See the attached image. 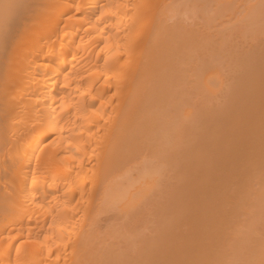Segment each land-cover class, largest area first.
Wrapping results in <instances>:
<instances>
[{
  "label": "bare ground",
  "instance_id": "obj_1",
  "mask_svg": "<svg viewBox=\"0 0 264 264\" xmlns=\"http://www.w3.org/2000/svg\"><path fill=\"white\" fill-rule=\"evenodd\" d=\"M207 1H209L210 4L209 2H207V4L202 3V2H205L203 0H0V264H119L121 263L123 258L126 257L125 256L126 252L124 253V257L123 255H121V252L125 250V249L123 251L121 250L123 249L121 248L123 247L122 246L123 244L128 246L129 249L131 250L130 245L131 246L133 245V248L136 247L137 245L136 243H134L136 239L138 241L139 239L144 238V236L146 235L145 230L148 231L146 232L148 237L149 235L152 234V233L149 234L151 231L150 228H149L150 230L145 228V226L149 227L152 223L148 221L147 219H146L147 222H144L143 218H146V217L149 218L153 214L157 215L159 211L153 208L155 210L152 209L151 212L153 211V213L149 214L151 213L149 212L150 211L149 208L151 207L148 208V206L150 205L149 196L150 195L154 196L153 193L157 192L155 191L154 186L158 187L159 184H164L161 187L163 189L165 187V183L163 181L165 180V178L167 179L168 177L165 174L166 177H162L164 180L161 181L162 179L160 180L159 176L157 177V175H161L163 173L162 171L167 166V164L170 165L171 168H173V166L175 165V163L173 162L182 161V159L177 160L176 158H174L175 160H173V162L171 163V161H168V158L166 157L167 158L166 163L167 162L168 163L167 164L164 163L166 165L165 166L162 164L166 159H164L165 158L163 157L164 155H161V154L163 152H164L163 154H166L167 152H169V150L175 149L177 153L179 152L178 155H180L181 150L179 151L177 150L180 145L178 146L177 143L179 144L180 143L179 140L180 139L182 140L181 137L184 135V132L182 134L181 132L182 128L180 129L179 127L181 126L179 125H182V124L187 125L191 123L190 125H188V126L192 125L191 126L192 128L190 127L191 134L189 132L190 135L194 134L193 132L194 130L198 132L197 133L198 135H199V132H200V135L202 133H205V131L201 132L203 127H200V126L202 124H200V126L197 127L200 123L199 122L200 120L198 121L199 118H196L198 115H196L195 117L196 118V121L194 122L195 124L191 120L192 118H194L195 114H197L196 111L193 110L195 112L194 114V112L190 110L192 109L191 107L185 106L186 101L187 102L189 101L190 103L193 100L192 99L190 101L189 99H191L192 97L191 98L190 96L187 97V95H189L188 92H191V94H193L192 93L193 90L191 88H190L191 91L190 89L188 90L185 88V86H189L187 79L184 78L186 79L184 81L187 82V83L184 82V86H183L184 88L181 87L182 89L181 88L177 89L180 87L179 86L180 82H178L179 84L177 83L176 85L177 88L174 87L176 88L174 89L172 85L174 82H172V80L175 81V78H178V77H175L173 79L171 76V73H169L170 75L167 73L171 71L172 68L170 67L174 66L175 64L176 66L173 67L172 70L173 72L176 73L177 70L174 71V69H176V67L178 69V66H177L178 64L176 63L178 58L182 60L181 58H183L184 56H187L188 53H191L188 50H186L187 49L186 47H191V49L190 48L188 49L190 51L194 50V52H196L195 49L197 47H200L199 45H201V48L203 47L204 49L206 48L204 46L206 44L204 43L208 42V40H205L206 41L205 42L203 41V39L202 40L200 39L203 36L202 34H199V33H203V31L197 30L199 28L195 26L196 24H198L196 23L197 20H195L194 22L195 25L193 24L194 26L189 23L193 21L196 14L201 12L198 15H201L200 22H202V20L204 22V23L202 22L203 23V26L201 25L202 28L204 27V24H207L209 25L211 29L213 26L211 27L210 24L213 18L217 16V19L218 17L220 19L217 20L215 18L214 21H220V20L225 21L226 18L228 17L229 23L231 22V24L233 23L232 20L235 18L236 20L235 19L233 20L234 25L231 26V28L230 27L229 28L232 29L236 25L235 27H237V29H235V31L236 30L238 31L241 28H238L237 26L238 24L235 21H237L238 23H241L242 25H239V27L241 26L245 27L241 29V30H244L246 28H249L255 23L257 24V21L259 22L260 19L262 20L264 18V0H207ZM205 6H207L208 10L211 7L210 8L211 11L208 12ZM203 11L205 12L204 14H203ZM209 13L210 15L211 13L214 14V17L212 14V20H211ZM222 15L227 16V17H223ZM189 17L190 18L192 17L191 18L192 21L190 19H189L190 21L188 20ZM204 17H205V20H204ZM206 18H209V21L208 19L206 20ZM206 21H208L210 24ZM224 21H223V23H225L224 25L226 24L229 25L227 20L225 22ZM186 24L191 25L189 26L190 30L188 29L189 30L188 33L192 29L194 32H196L194 28H196L198 32H196L194 35L192 31L190 33L191 35H187L188 34L187 30H185ZM188 25L186 29L189 28ZM207 25L203 29V30L206 29L205 30L206 33L208 30V28H206L208 27ZM224 25L222 24L221 26H224ZM229 28H227V30ZM223 29H221L223 32L218 29V31L220 32L219 33L217 32V34H221V32L224 33L226 31V28L225 30ZM242 32L246 33V31H242ZM208 34H210V31ZM215 34L216 33L210 34V35L211 36L214 35L213 36L214 38ZM226 35L224 33V36ZM230 35H227V37L228 36L230 37ZM253 35L254 34L252 33V36ZM259 35H261V32L259 33ZM204 36H207V35L204 34ZM211 36H208V37L211 38ZM218 38H223V34H222V37L220 35V37H217V39ZM256 38H259V37H256ZM214 39H216V37ZM211 40L209 39V42H208L209 44ZM224 40L227 41L228 39L227 38L225 39L224 37ZM213 41L214 40H212L211 43H213ZM219 41L222 42L223 40H219ZM219 41H218V44H219ZM225 41H223V43L227 44V42ZM253 42L256 43L254 39H253ZM221 44H219L218 46H220L219 48L222 51L218 47H216L217 45L215 44L218 55L220 51L225 52V49L227 50V48L223 49L225 47L224 45L226 44H222L224 47H222ZM194 45L196 46L193 49L192 47H194ZM206 46L208 48V45ZM209 48L212 49L211 47ZM210 49H207L209 50L208 52L210 53V55H208L207 53H204L207 55V57L210 56V58L208 57V60L212 59L213 57L222 58V56L226 54L227 56H223L225 57L223 59L224 60L223 64H225V62L226 63L230 62L229 60H227L228 62L226 61L228 56L229 58L232 56V55L231 56L228 55L232 53V52L229 53V50L228 52H225L224 54L220 52L223 55L218 56L216 55L217 54L216 50L212 49L216 53V54H213L211 52L212 50L210 51ZM185 50L188 52H186ZM200 53L202 54V52ZM201 54L200 56L197 55V57L198 58L201 57ZM212 54H213V57H212ZM192 56L194 57V54L193 55L190 54L186 58L187 62H189L188 65L192 64V61L195 60V57L193 58ZM236 56H235V59H236ZM190 57L192 61H190ZM220 58L219 60L217 58H214L213 60H211V61H214L215 63L213 65L210 64L211 70L208 68L209 61L207 60V63H204L206 62L205 60L207 58L202 61L199 58L200 62L203 63L201 64L199 62V64L201 65L199 64L197 65L198 70L200 72L194 71L195 75L197 74L196 76L199 77V78L197 77V79H200L201 77V79L199 80L200 82H198L197 85L198 84L200 85L201 83L202 87L200 86L201 88L200 87L199 88L200 89L203 88L202 90L204 92H207L208 95H214L215 91H218V90L214 89L216 87L214 85L216 82L211 85L208 84L207 75H210L211 77H214L216 79H221L222 77L221 74H224L223 77L225 75L227 77V70L229 72V70L231 69L228 67L229 63L228 65L226 64L224 66L222 62L220 61L222 60ZM216 59L218 60V62L215 61ZM173 60H175L174 62L175 64L172 63ZM180 60H178L177 62L179 63ZM186 60H184L183 63L186 64L187 63ZM211 61L210 63H212ZM233 62H235V60ZM181 65H184V64H181ZM193 65L196 66L195 64ZM184 66L186 67V65ZM205 66H207L208 68L207 74L205 73L206 72ZM179 67H182V66L179 65ZM199 67H201V70ZM202 67L205 69H203ZM225 67L229 69H225ZM185 69L188 70L189 68H185ZM195 69H197V67H195ZM220 69L221 70L224 69L226 72L221 71ZM180 70L181 71L183 70L182 72H184V73L180 72L181 76L182 74L183 76H185L186 74L189 73V70L186 72L184 71L183 67ZM193 70H194V67H193ZM221 72H224V73H221ZM202 74H204L203 79L201 76ZM181 76H179V79L181 78ZM190 77L191 76H189L188 79H190ZM193 78L195 81L196 78L195 77ZM181 82H183V80H181ZM182 85L183 84H181V86ZM192 85L190 86L192 87ZM212 85L214 86V88L210 87ZM226 86H225V89H226ZM261 86L262 85H260V87ZM194 87L196 88V91L200 90V89H197L198 87L196 86ZM184 89H186V92ZM227 89H226V93H227ZM256 89L257 88L255 87V90ZM172 90H174V93H176L175 95L173 92H171ZM224 91L225 90H222V92H220L221 94L219 93V96H220V97L218 96L219 99L215 96L217 99L213 103H216V105H213L212 102H208V105L210 106L212 104V106H214L215 109L216 108L218 109V106L223 107V103L222 105H217V104H219L218 101H222L221 97H224L223 95H226V93L225 94L223 93ZM260 92H262V90ZM182 95H183V98L181 99ZM171 96L175 98V100L172 99ZM205 96L207 97V95ZM170 98L172 99L173 102L177 101V103L175 102V105H177L178 103H181L183 100L185 101L186 99L185 104L181 103L183 105L182 111H184V109H187V107L189 110H186L184 113L182 112L183 117H180L181 109L179 108L180 109L179 111L178 105L175 106V109L177 108L179 111L178 113L171 112L173 111V109L170 111L172 114L169 112H166V110H168L170 107L169 106ZM246 98L248 99V96ZM262 98H264V96ZM180 99L181 101L179 102ZM212 100H214V98ZM262 100L264 101V99ZM193 103L194 102L192 101V103L190 104L192 105ZM244 103H246V101ZM247 104H248V101H247ZM240 105H242V103ZM206 106L203 105V107H206ZM212 106H210V108ZM255 106H254V109H252L253 111L255 110ZM166 107L168 109H166ZM231 107H234V106L231 105ZM238 107H242V106H238ZM206 108H203V110ZM210 108L208 109V111L211 110ZM246 109L250 111V107L249 109L246 107ZM212 110H213V107H212ZM230 110L233 111L232 109ZM242 110L243 108L239 112H243L245 109L243 111ZM216 111L221 112V110H216ZM216 111H215L216 114L219 113ZM256 111L258 110H255V112ZM244 112L246 113V111ZM244 112L242 113L243 115H244ZM167 113L171 115H168ZM227 113L229 112H226L224 115L222 114V116L225 119H228L227 121L223 117H221V115L217 114L221 117V119L222 118L224 119V120L222 119L223 126L221 124V127L225 128L227 125L225 124L226 126L224 127L223 122L229 121V124H232L231 126L233 128V122L234 121L236 122L235 116L234 115L229 116ZM262 113L264 114V110ZM174 114H176L177 117ZM242 114L240 113V115ZM173 115L176 118L179 117L178 121L180 123L177 122L179 123L178 125L179 129L175 127V129H178V130H174L172 132L171 128H174L172 126H175L176 123L172 124V121L169 119V117H173ZM240 115H238V117H240ZM227 117H230V118L233 117L232 118L233 120L231 119L233 122L231 123V120H229L230 118H227ZM238 117H237V121L239 122L240 119ZM249 117L251 116L249 115ZM166 118L167 120H165ZM184 120H186L185 121L186 123H184ZM251 120H253L252 117H251ZM181 121L183 122L182 124H181ZM260 121L262 122V120ZM258 122L259 121H257V123ZM158 123L159 124L164 123V124L159 125ZM165 123L166 125L170 124L167 126L172 125L170 127V131L172 132V134H170V136H172L174 139L178 138V136L175 137L174 135V133H176L177 131L178 133L180 131V133L182 134V136H180V133H179L180 138H178L179 140L177 143L175 142L176 144H173V142L169 143V141L165 143L164 141L165 137H169L170 139L172 138L164 134L165 132L169 131V127L166 128L167 126L165 125ZM196 123H197V126H195ZM238 124L242 125V123L240 124V122ZM163 125H165L166 127L164 126L165 127L164 128ZM183 126L184 125H182V127ZM159 127H162L167 131L164 132L163 131L164 129L162 130ZM227 127L225 128L226 130H227ZM240 127L241 126H239V128ZM245 127H242V128H245ZM194 128H197V130ZM198 128H200L201 131ZM220 128L218 130L214 128V130H216L217 138L218 137L223 138L220 135L218 136V134H221L219 133ZM239 128L238 127L235 128L234 126V129L231 130V128L229 129L228 127L226 135L228 136L229 133H231L229 130H231L232 133H235L237 132V130L235 129H239ZM245 129L246 131H248L251 129V127L250 128L247 127ZM245 129H242V130L245 131ZM161 131H163V133ZM156 132L158 133L156 134ZM160 132L164 134L165 136L161 135ZM185 134L187 133L185 132ZM195 135L192 136L193 137L192 140H194ZM187 136H186V139L188 138ZM233 136H235V139L237 138L236 135L233 134ZM158 137L160 141H161V137H163L164 142L163 141L159 142V140H156L158 139ZM204 137L205 136L203 135V138ZM169 138L166 140H170ZM220 138L217 139L218 142L221 141V140L219 141ZM247 138L246 140L248 141ZM256 138H259V137H255V140ZM153 139L156 141V143L158 142L159 143L156 144ZM186 139H183V141L187 145V142L190 143L191 140L188 141V139L187 140ZM198 139L199 137H197L196 135L195 140H198ZM201 139H202V136H201ZM263 139L260 138L259 141ZM212 140L214 139L212 138ZM224 140L225 141H221V142L222 143L224 142L225 144H227L228 141L231 140V136L226 137ZM210 141L211 139L208 140L207 142L210 143ZM207 142L205 141V143ZM194 143L196 145L195 141ZM230 143H233V142H230ZM243 143L245 144V140ZM255 143L253 142V144ZM170 144L174 146L176 145L177 148H173L174 146H171ZM225 144L224 146H226ZM156 145L166 147V149H168V147L170 146L173 149L169 148L168 151L164 149L166 151L165 152L161 148L162 152H160L158 151L159 147H157ZM192 145H193V142H192ZM230 145L231 144L228 143L227 147L229 148ZM155 146L158 149L157 152L155 153V155L158 154L156 158H155L154 153L152 152ZM201 146H203V144ZM245 146L247 147V145ZM207 147L209 148V146ZM195 148L197 149V145L195 146ZM208 148L207 150L205 148L206 152L209 151ZM216 148H219V147H216ZM144 149L147 150V151L145 150V153L148 151H151L148 153H153L154 156L151 154V157H149L153 160L152 162H154V159L156 160L157 163L159 162L157 161L158 160L157 157H159V154L161 155L160 158L164 159V160L162 159V161L160 160L162 164L158 163L159 168L158 166H156L157 164H153L156 166V169L155 168L154 169L157 171L158 174L153 168L152 170L155 171V172L153 171V173L150 170L151 168H149V171L146 170L147 167L145 166L146 168H144V170L141 171L139 169L141 173L137 172L138 170L136 171L138 174L140 173L139 175L138 174L136 176L134 175L135 173L134 169L136 166H137L136 168H139L140 166H142L143 163L151 162L149 158H146V156H144L145 158L143 157L144 160L146 159L145 161L141 160V162L139 161L140 163L138 162V159L139 158L141 159L142 158L141 156L144 155L142 154ZM194 149H192V151ZM219 149L221 151L222 148L220 147ZM261 149H264L263 146L261 147ZM186 150L184 147V151ZM213 150L216 153V149H213ZM223 150L224 149H222V151ZM155 151L156 150H154V152ZM171 152L169 153L171 154ZM189 152L190 151H188V154ZM225 152L226 150L224 151V153ZM148 153H146L145 155H147ZM226 153L229 154L228 151ZM175 154L176 153H174L173 155L172 153V156L177 155ZM230 154L233 155V153H230ZM243 154L245 155V153ZM247 155H250V154L248 153ZM148 156H150V154ZM254 156L255 154L252 156V159ZM170 157H169V160H170ZM209 157L210 156L206 158H209ZM212 157L213 156L211 155L210 159L208 160H211ZM181 158H182V155H181ZM246 158H244V160H246ZM262 158L263 157H261V161L264 162ZM171 159H173V157H171ZM205 160L207 161V159ZM257 160L259 164H261L259 161L260 158L259 159L257 158ZM191 161H193L194 164L197 166L198 165L200 166L201 164V163H198L197 160L195 162V159H192ZM245 162H250V161H245ZM256 162L257 161H255L254 164L257 166ZM169 163H171L172 165ZM186 165H188V163ZM248 165L246 166L249 167ZM161 166H163L164 168ZM180 166L181 164L180 165L178 164V167ZM197 166L195 167V169H193L194 171L199 168V166L198 168ZM133 167L134 169H132ZM168 167L169 166H167V168ZM178 167L176 166L174 168H178ZM182 167L183 166H181V168ZM188 167H191V166L188 165ZM140 168H143V167H140ZM160 168H161V174L159 173ZM181 168L180 169L178 168V169L181 171L183 169ZM262 168L261 170H264ZM178 169H177V173L175 172L176 174L179 173ZM190 169L192 170V168ZM251 169L253 170V168H250V170ZM187 170L185 172L188 174ZM246 171H247V168H246ZM131 172H134V173L132 174ZM182 172H180V174ZM250 172L251 171H249V173ZM164 173H163V176H164ZM235 174L238 175V173H235ZM183 175H185V177L187 176L185 173H183ZM172 176L176 180H178L179 177L181 178V176L175 177V174ZM188 176L189 178H186L187 181L191 180V177H192L191 173H189ZM170 179H173V178L171 177ZM176 180H175L176 182L175 185L173 184L174 181L170 180L172 181L173 186L172 185H169V186L171 187L177 186L180 188H182L181 186H183L184 189H181V192H183V190L185 191L189 183L194 182L191 180L192 182L189 181V183L184 186L185 183L181 181V183H183L181 184L180 181H176ZM209 181H211L210 183L212 184V180H209ZM242 181L244 182V180ZM178 182L179 184H181V186L178 184ZM200 182L198 181V183ZM193 184L188 185V188L190 189V191L189 192L187 191L185 193H189L190 195H192L193 193V195L197 197L195 195L196 191L197 193L198 192L201 193L202 191H204L203 193H206V192L208 193V191H210V188L207 189V191L206 189H203L204 186L200 188V191H198L199 187L197 188L198 190L196 189L198 185L196 187H193L195 186ZM213 184L215 183L213 182ZM199 186H202V185L199 184ZM217 187H221V186H218L217 184ZM217 187H216V191H217ZM153 189L155 192L152 191ZM162 189H158L159 193L160 191L163 193ZM212 190L213 189H211L208 195L206 193V196L205 194L203 196H205V198L207 196L211 197L210 193L212 192ZM167 191H170V188L167 189ZM181 192L179 191L177 196L172 199V200L176 199V201L173 202L171 200L169 201L166 200L168 202L170 201L173 202V204H171V207H169L170 203L168 204L169 205L168 208H170L169 210H172V212L176 210L175 203H178L179 205L177 204L178 205L177 207H180V208L181 206L183 207L184 205V208L182 209L179 208L180 211L176 210L178 211V213L180 212L179 214H181L182 211H184V209L188 210V207H189L187 205V209H186L185 207L186 204H183V202L186 199L184 200V198H182L183 199L182 200L180 198V197H183L181 195L182 194ZM215 193L216 192H214L213 195H215ZM199 194H197L199 196L197 197L198 199L202 195V194L200 195ZM216 194H218L219 196L220 192ZM221 194H223L222 191H221ZM156 195H158V192ZM159 196H160L159 197L160 199L159 198L158 199L160 200L161 205H163L161 201V200H164V199H161L162 194H159ZM222 196L220 195L218 199H221ZM177 198L179 199L177 200ZM258 198L260 197L258 196ZM152 199L151 201L154 200ZM158 199H156V202ZM224 199L225 198H223V200ZM258 200H259L258 202H260V199ZM201 202H204V201L202 200ZM220 203H218V206L220 205ZM173 205L175 206L173 207ZM262 205H264V203ZM190 208L192 207L190 206ZM173 209L175 210L173 211ZM225 209L226 208H223V210ZM155 211L158 213H156ZM176 211L174 212L176 214L171 216L175 218H172L173 220L170 218L172 222L170 220L168 221L167 219V222L168 223L170 222L172 224L170 226L167 225V223L165 222L167 216H164L161 213L158 214L159 215L158 217H160V221H162V223L165 222V224H163L164 225L163 230L165 229L166 231L167 228H169L171 231V229L173 228H175V230L178 228V226L177 227L174 226L175 225L174 220L178 217V214ZM146 213L149 217L146 215ZM109 214H111V216H108ZM188 214L186 212V215ZM227 214L228 213L226 212V215ZM144 215L146 216L143 217ZM104 216L105 217L108 216L107 219H105ZM153 216L152 218L151 217L150 218L153 220L152 222L153 223L155 222L158 226L156 224L155 225L157 226V228L150 226L152 230H156L155 233H157L158 236L162 238L166 237V239H169L167 235H164V234H162L164 236L160 235L158 230L161 228V226L158 224L159 223L157 222L158 220L154 221ZM194 216L195 215H193V217ZM179 219L181 218L179 217ZM141 221L145 224L143 225V227L138 226L139 224L141 225ZM102 222L104 225L102 224ZM253 224L255 225V227L257 226L255 222ZM194 225L195 224H193V226ZM137 226L142 228L140 229V232H138L139 228L137 229ZM169 229L167 231H169ZM175 230L173 229V232L169 231L170 233L168 232V234L169 235L171 234L170 235L171 237L174 236ZM143 232H144V236L143 234L141 235V233ZM160 232H162V229ZM136 233L139 234L138 237H140L141 235L143 238L142 237L137 238ZM235 233L236 231L234 232V234ZM240 233L243 236V233L242 232ZM202 235H204V233ZM202 235H201V238H202ZM244 235L248 236L247 233ZM196 236L198 237V235ZM226 236L227 235H225V237ZM160 237L157 238V235H156L154 238L159 239ZM177 237H178V232H177V236L174 238L177 241L183 242V238L178 237L179 238L178 240ZM150 238L152 240L153 236H151ZM188 238L190 240L191 236ZM242 238L241 240H244ZM144 239H147V237ZM164 239L165 238H163V241ZM186 239L187 238L185 237L184 241ZM174 240H173V246L177 247V244L180 245L179 242H175L176 240L175 241ZM209 240H212V239H209ZM140 241L141 240H139V242ZM190 241H192V239ZM154 242L157 244L155 243L153 244V240L151 241V244L155 245L158 248V240L156 242V239H155ZM174 242L176 243V245H174ZM159 243H162V241H160ZM243 243H245V240ZM164 244H167V242ZM169 244H172V241ZM245 245L246 244H244L243 246ZM118 246L120 247L118 248ZM189 246H191L192 248V244ZM148 247L150 248L151 245L148 244ZM152 247L150 249H154V251L157 250V252L161 250L160 252H162L161 248H159L158 250L157 248H154V247L152 248ZM166 247L164 245L163 249H166ZM180 247L181 245L177 248L180 249ZM117 248L120 251H118ZM138 248H140V246L137 248H134L135 250H131L130 252H133V251H136V252L129 253V256H131L132 254L133 256L134 254L136 255L138 254L139 256L142 257L143 254L140 255V253H144V251L137 253ZM141 249L143 250V247L140 248L139 250L141 251ZM167 249L171 251V249L169 248ZM261 250L262 249H260V252H262ZM235 251H236L235 253H237V249ZM239 251H240V248H239ZM263 251H264V246H263ZM165 252L163 250L162 253H165ZM260 252H258V254ZM159 253L156 254V256L154 254L153 257L155 256L156 258L157 255H159L160 258H157V259H161V256ZM171 253L174 254V251L170 252L169 254L171 255ZM175 253L177 254L176 251ZM169 254H166L165 260L167 259L166 257L168 258L170 257L171 259V256ZM180 254L178 255L183 260V257H182L183 255L181 256ZM188 254L190 253L186 252L185 255L187 256ZM197 254L198 253H196L195 255ZM255 254H257V252ZM261 255L259 256L257 255L256 257L254 256L255 261L259 260L260 259L259 257ZM134 257H135L134 260H136L137 256H134ZM189 257L190 256H188V258ZM192 257H190L191 258L190 260L195 259L194 257L193 258ZM172 258L177 259L175 257H172ZM184 258L187 259L185 256ZM181 259L180 261H182ZM134 260L132 259L130 262L132 261L135 262ZM138 260H140V258ZM138 260L136 261L138 262ZM148 260L149 259H147V261ZM165 260H164V263L167 264ZM127 261L129 262V260ZM252 261L254 260L252 259ZM152 262L154 264L155 261H152ZM169 263H170V260H169ZM183 263H184V260H183Z\"/></svg>",
  "mask_w": 264,
  "mask_h": 264
},
{
  "label": "rangeland",
  "instance_id": "obj_2",
  "mask_svg": "<svg viewBox=\"0 0 264 264\" xmlns=\"http://www.w3.org/2000/svg\"><path fill=\"white\" fill-rule=\"evenodd\" d=\"M203 1H205V2H202V3H205V4H207V2H209V1H207V0H203ZM209 4H210V2H209ZM214 5V4H213ZM211 6V5H210ZM206 7V9H207V6H205ZM213 7V6H212ZM216 7V6H215ZM211 8V7H210ZM210 8H209V10H208V12L209 11H211L210 10ZM214 8V7H213ZM206 10V11H207ZM202 11V10H201ZM199 12V11H198ZM197 12V13H198ZM208 12H206V13H208ZM212 12H214V11H212ZM199 13H201V12H199ZM198 13V14H199ZM205 12L203 11V14H204ZM198 14H196L195 15V18L193 19V21L191 20V18L189 17L188 18V20L190 19L192 22L191 23H189V24H194V22H195V20H199L198 22L196 21V23H198V24H194L196 27H199L197 30H199V31H203V33H199V34H202V36L203 37H201V35H200V39L202 40L203 39V41H205V40H208V42H209V39L211 40H214L213 41V43H211V41H210V44L208 43V42H206V43H204V44H206V45H208V48H207V46L206 45H204L207 49H210L209 47H211L212 49H214V50H216V52H217V48L216 47H220V46H218L219 44H226V43H223V41H225L224 40V37H225V39L227 38L228 40L227 41H225V42H227V44H228V42H229V44L227 45H222L221 44V46L222 47H224L223 49H225V48H227V50L225 49V52H228V50H229V53L230 52H232V53H230V54H228V55H232L230 58H229V56L227 57V59H226V61L227 60H229L230 62H228L229 63V65H228V63H226L225 62V64H223V59L225 58V57H223V56H227L226 54L225 55H223L225 52L223 51V52H221L220 50H218V51H220L221 53H223V54H221L220 52H219V55H223L222 56V58H220V57H213V54H216L215 53V51L214 50H212V49H210V51L213 53L212 54V59H209L208 60V57L210 58V56H208L207 57V55L206 54H204V53H207L208 55H210V53L208 52L209 50H207L206 48L204 49V47L203 48H201V45H199L200 47H197L196 49H195V51L196 52H194V48H195V46L196 45H194V47H192L193 49V51H190L188 48H190L191 49V47H186L187 49L186 50H188L189 52H191V53H188L189 55L191 54V55H193L194 54V57H195V60H197V61H192L191 60V57H190V61H192V64H189L188 65V63L189 62H187V60H186V58H187V56H189L187 53H185V54H187V56H184L183 58H184V60H186V64L185 63H183V58H181L182 60H180V58H178V60H180L179 61V63L176 61V63L178 64L177 66H178V69H177V67H176V69H174V71L175 70H177L176 71V73L175 72H173V67H175L176 66V64L174 63L175 62V60H173V62L172 63H174V64H172V65H174V66H172V67H170V68H172L171 69V71L170 72H167L168 74L169 73H171V76H172V78L174 79L175 77H178V78H175V81L174 80H172V82H174L172 85H173V88L174 87H176V85H177V83L178 82H180V87L179 88H177V89H180L181 87H183L184 86V82L185 83H189L188 85L189 86H185V88L186 89H192L193 91H192V93L193 94H191V92H188L189 93V95H187V97L188 96H190V98L191 99H189V98H187V97H185V98H187V99H189L190 101L192 100L194 103L191 105L190 103H192V101L189 103V101L187 102L186 101V99H185V101H186V104H185V101L183 100L181 103H183V104H185V106H189V107H191L192 109H190L192 112H194L193 110H195L196 111V113L197 114H195V112H194V114H195V116H194V118L196 117V115H198L196 118H199L198 119V121L200 122H198L199 123V125L197 126V123H196V125L195 126H197V127H199L200 126V124H202L200 127H203L202 128V131H201V129L200 128H198L201 132H204L205 131V133H202L201 135H200V132H199V135L197 134L198 132L197 131H195L194 129H196L197 130V128H194V129H192V130H194L193 132H194V134L193 135H195V133H196V135H197V137H199V142H198V140H195L196 139V135H195V137H194V140H192V136L193 135H190L191 134V129H190V127L192 126H188V125H190L191 123V121L189 122L190 124H182L183 122V120L181 121V124L182 125H184L183 127H182V125H179V117L178 118H176L177 116H176V114H174L173 115V117H169V119L172 121V124L173 123H176L175 124V126H172V127H174V128H171V131L173 132L174 130H178L179 128L181 129V132H182V134H183V132H184V135L182 136V134L180 133V131H179V133H180V136H182L181 138H182V140L180 139H178V138H180V136H179V133H178V131L176 132V133H174V135H175V137L176 136H178V138L176 139H174L172 136H170V134H172V132L170 131V127L171 126H167V125H170V124H167L166 125V123H165V125L167 126H165V125H163V127L165 126L166 128H168L169 127V131L168 132H165V131H167V130H165L164 128H162V127H159V128H161L165 133L164 134H166V136H170V137H172L171 139L169 138V137H165V139H164V141H165V143H167L168 141H169V143H171V142H173V144H176L177 142H178V140L180 141V143L178 144L177 143V145L179 146V148L177 149L178 151L179 150H181L180 151V155H178L179 154V152L177 153V151L175 150V149H173V148H177V146L175 145H172V144H170L171 146H174L173 148L172 147H168V149H166V147H162V146H157V147H159L158 149L156 148V146L154 147V149H153V153H154V155H155V153L157 152V150L158 151H160V152H162L161 150L163 149H165V150H169V148H172L173 150H169V152H171V154L169 153V152H167L166 154H161V155H164L163 157H165L164 159H166L164 162H163V164H162V159L163 158H160L161 157V155L159 154V157H157L158 158V160L157 161H159L158 163L159 164H162V165H165L164 163H166V161H167V158H168V161H171V163L173 162V160H175L174 158H176L177 160L179 159V160H181L182 159V161H183V163H182V161H176V162H173V163H175V165L173 166V168H171V166L170 165H168L167 163V166H169L168 168H167V166L164 168L163 166H161V167H163L164 168V170L162 171L163 173H164V176H163V173L161 174V168H160V174L162 175H157V177L159 176V178H160V180L161 181H163L164 179L162 178V177H166V176H168V177H172L173 179H170V178H168L167 177V179L165 178V180L163 181L164 183H165V187L162 189L161 187L164 185V184H159V186L158 187H156V186H154V189H155V191H157L158 192V195H156L157 194V192L156 193H153L154 194V196L152 195H150L149 196V200H150V202H149V206H148V208L149 207H151V208H149L150 209V211L149 212H151V210L153 209V208H155V209H157L158 211H159V213L158 212H156V213H158V214H163L164 216H167L166 217V223H167V225H172L170 222L168 223L167 222V219H168V221L170 220V218L172 219V218H175V217H171V216H173L174 214H176V213H174L176 210H179L180 211V209H182V208H184V205H183V207L181 206V208L180 207H177L179 204L178 203H175L176 204V207H175V209H173V211L174 212H172V210H169L170 208H168V206L169 207H171V204H173V202L174 201H176V199L175 200H172L173 198H175L176 196H177V194H178V192L180 191L181 192V189H184V187L183 186H181V184H183V183H185L184 184V186L185 185H187L188 183H189V181H194L193 183H195V184H193V183H189L188 185H190V184H193V185H195V186H193V185H191V186H193V187H196L197 185V187H196V189L198 190V191H200V188H202L203 186H204V188L203 189H206V191H207V189H209L210 188V191H211V189H213L212 190V192L210 193V196L212 197H209V196H207L206 198H205V196H206V193H203L204 191H202V189H201V193L200 192H198L197 193V191H196V196L197 197H199L197 194H202L201 196H200V198L198 199L197 197H195L194 195H193V193H192V195L195 197H193L192 195H190L189 193H185V192H189L190 191V189L188 188V185H187V187H186V189H185V191L183 190V192H181L182 194V196L183 197H180L181 199L182 198H184V202H183V204H186L185 205V207H186V209H187V205L189 206L188 207V210H185L184 209V211H182V213L181 214H179L178 213V211H176L177 212V214H178V217L174 220V223H175V227H177L178 226V228L175 230V228H173L175 231V234H174V236H170L169 234H168V232L170 231V229L169 228H167V230L169 229V231H165V229L163 230V227H164V225L163 224H165V222L164 223H162V221H160V217H158L159 215L157 214H153V215H151L150 217L152 218V216L154 217V221L156 220H158L157 222H159L158 224L161 226V228L158 230L159 231V233H160V235L161 236H164V235H167L168 237H169V239H166V237H163V238H165L164 239V241H163V238L162 237H160V236H158V234L157 233H155V231L156 230H152V228L151 227H154V228H157V224L154 222H152L153 220L147 215V213H146V215L149 217V218H143V217H145L146 215H144L142 218L144 219L143 221L144 222H147V220L148 221H150L152 224L149 226V227H147V226H145V228L146 229H148V230H150L151 229V231H150V233L149 234H151V235H149V237H148V235H147V233L146 232H148V231H146L145 230V234L147 235H145L144 236V232L143 233H141V235L143 234V236H144V238H146L147 237V239H144L141 235H140V237H142L143 239H139V240H141L140 242H139V240L137 241V239L135 240V242L134 243H136L137 245H136V247H134V248H137V247H139L140 246V248H142L143 247V250L141 249V251L139 250L140 248H138L137 249V253H140V252H143L144 251V253H140V255H142V257L141 256H139L138 254L136 255V254H134V256H137L136 257V260H138L139 258H140V260H138V262L136 261V260H134V256H133V254L131 255V256H129V253H135L136 251H133V252H130L131 250H135L134 248H133V245L131 246L130 245V248H131V250L129 249V247L128 246H126V245H122L123 247H121V248H123V249H121L123 252H121V255H123V257H124V253H125V256L126 257H124V258H126V259H124L123 258V260L121 261V263H119V264H122V262H123V264H132V263H134V264H146L148 261L150 262H148L147 264H153V262L152 261H155L154 262V264L156 263H158V264H163L164 263V260H165V256H166V254H169L170 252H173L174 251V254L173 253H171V259H170V257L168 258V257H166L167 259H169L170 260V263H169V260H165V262L167 263V264H171L172 262V264H179V262H180V264H189V262H190V264H192V262H193V264H197V262H198V264H262L263 262H264V251H263V246H264V205H262L263 203H264V170H261V168H262V166H263V168L262 169H264V162H262L261 161V157H263L262 158V160H264V149H261V147L263 146V148H264V127H263V125H264V114L262 113L263 112V110H264V101L262 100V99H264V98H262L264 95V18L261 20L260 19V21L258 22L257 21V24L255 23V24H253L252 26H248L249 28H246V29H244V30H241L242 28H245V27H243V26H241V27H239V25H242L241 23H238L237 21H235L238 25V28H241V29H239L238 31L236 30L235 31V29H237V27H235L234 26V28H232V29H230L231 28V26H233L234 25V19L232 20V24H231V22L229 23V19H228V17L227 16H224V15H222L223 17H227L226 18V20L228 21V23H229V25L228 24H226V25H224L225 23H223V21L224 20H220V21H214L215 20V18L217 19V16H215L214 17V14L213 13H211V15H210V13H209V15H210V17H211V20H212V14H213V20H212V22H211V24L208 22L209 21V18H206V20L208 19V21H206V22H208L209 24H210V26L212 27L211 29H210V27H209V25H207V24H204V27L202 28V26H203V20H202V22H200V19H201V15H198ZM202 14V15H203ZM221 17V16H220ZM202 18H203V16H202ZM220 18L218 17V19L217 20H219ZM224 19V18H223ZM189 20V21H190ZM204 20H205V17H204ZM225 20V21H226ZM236 20V19H235ZM224 21V22H225ZM230 21H231V19H230ZM200 22V23H199ZM186 23V22H185ZM220 23H222L224 26H221L222 24H220ZM227 23V22H226ZM235 23V24H236ZM200 24V25H199ZM187 25L188 24H186V27H187ZM193 25V26H194ZM199 25V26H198ZM202 25V26H201ZM208 26V27H206V28H208V30L210 31V34H214V33H216L217 34V32L219 33L220 31H222L221 29H223V30H225V28H226V31L224 32L225 33V35H226V33H227V35H230V37L228 36L227 37V35L226 36H224V33H222L221 32V34H217V36H216V34H215V37H216V39H214L213 38V36H211L210 34H208L209 33V31L207 30V33L205 32V30H203L204 28H205V26ZM189 26H191V25H188V27ZM192 26V27H193ZM186 27H185V30H187V33H188V31L190 30V27L189 28H187L186 29ZM191 27V28H192ZM202 29H201V28ZM216 27V28H215ZM230 27V28H229ZM194 28V27H193ZM227 28H229L228 30H227ZM189 29V30H188ZM201 29V30H200ZM212 29H214V30H212ZM217 29V30H216ZM218 29L220 30V31H218ZM194 30L196 31V32H198L197 30H196V28H194ZM215 30H216V32H215ZM249 30V31H248ZM193 31V29L187 34V35H191L190 33ZM211 31H212V33H211ZM228 31V32H227ZM230 31H231V33H230ZM242 31H246V33L245 32H242ZM248 31V32H247ZM196 32H194L193 31V34L195 35V33ZM205 32V33H204ZM214 32V33H213ZM235 32V33H234ZM255 32V33H254ZM261 32V35H259V33ZM252 33L254 34L253 36H252ZM204 34L205 35H207V36H204ZM222 34H223V38H218L219 40H223L222 42L221 41H219L218 39H217V37H220V35H221V37H222ZM251 34V35H250ZM256 34V35H255ZM259 36H258V35ZM263 35V36H262ZM208 36H211V38H209ZM234 36V37H233ZM248 36H250V37H248ZM205 37V38H204ZM207 37H208V39H207ZM243 37V38H242ZM256 37H259V38H256ZM231 38H233V39H231ZM199 39V38H198ZM231 39V40H230ZM239 39V40H238ZM243 39V40H242ZM253 39H254V41H256V43L255 42H253ZM263 39V40H262ZM217 42H216V41ZM246 40V41H245ZM218 41H219V44H218ZM231 41H232V43H231ZM215 44L217 45L216 47H215ZM233 44V45H232ZM198 46V45H197ZM203 46V45H202ZM228 46V47H227ZM230 46V47H229ZM241 47H242V49H241ZM233 48H234V50H233ZM203 49V50H202ZM230 49H231V51H230ZM185 50V51H186ZM198 50H200V51H198ZM233 50V51H232ZM236 50V51H235ZM188 51H186V52H188ZM203 51H205V52H203ZM207 51V52H206ZM234 51H235V53H234ZM194 52V53H193ZM200 52H202V54H204V55H202ZM239 52V53H238ZM242 52V53H241ZM197 53V54H196ZM254 53V54H253ZM196 54V55H195ZM200 54H201V57H199L200 59H201V61L202 60H204V59H206L205 61L206 62H204V63H207V60L209 61V63H208V65H209V69L211 70V68H210V66L211 65H213V64H215L214 63V61H211V60H213L214 58H217L218 60H219V58L220 59H222V60H220L221 62H222V64L225 66L226 64L228 65V67L229 68H231L230 70H229V72H228V70H227V77H226V75L223 77V75L224 74H221L222 75V77H221V79H216V78H214V77H211L210 75H207V81H208V84L209 85H211V84H214L215 82V88H214V86L212 85V86H210V87H212V88H214L215 90L217 89L218 91H215V94L214 95H208V93L207 92H204L202 89H200L202 86H201V83H200V85L198 86L197 85V83L198 82H200L199 80L201 79V77H200V79H197V77L198 76H196L195 75V72L196 71H199L198 70V64H199V62H200V59L197 57V55L198 56H200ZM240 54V55H239ZM242 54V55H241ZM205 55H206V57H205ZM216 55H218V52H217V54ZM218 55V56H219ZM238 57H237V56ZM257 55V56H256ZM235 56H236V59H235ZM193 57V56H192ZM193 57V58H194ZM203 57V58H202ZM205 57V58H204ZM229 58V59H228ZM215 60V61H217L218 62V60ZM262 59V60H261ZM189 60V59H188ZM235 60V62H233ZM172 61V60H171ZM210 61L212 62V63H210ZM219 61V62H220ZM243 61V62H242ZM253 61V62H252ZM257 61V62H256ZM182 62V63H181ZM194 62V63H193ZM197 62V63H196ZM232 62V63H231ZM262 62V63H261ZM201 64H203L202 62H200ZM181 64H184V65H186V67L184 66V65H181ZM193 64H195L196 66H194ZM201 64H199V65H201ZM211 64V65H210ZM179 65L180 66H182L183 67V69H184V71H188L189 70V73L188 74H186L185 76H183V74H182V76H181V73H184V72H182L180 69H182V67H179ZM217 65V64H216ZM192 66V67H191ZM204 66V65H203ZM218 66V65H217ZM222 66V65H221ZM223 66V67H224ZM193 67H194V70H193ZM195 67H197V69H195ZM206 67V74H207V70H208V68H207V66H205ZM235 67V68H234ZM246 67V68H245ZM180 68V69H179ZM185 68H189L188 70H186ZM192 70H191V69ZM200 68V70H201V67H199ZM203 68V67H202ZM221 68V67H220ZM229 68H226L225 67V69H229ZM233 68H234V70H233ZM203 69H205V68H203ZM222 69V68H221ZM220 69V70H221ZM242 69V70H241ZM260 69V70H259ZM231 70H233V71H231ZM238 70H239V72H238ZM240 70H241V72H240ZM179 71V72H178ZM192 73H191V72ZM195 71V72H194ZM203 71V70H202ZM221 71H225L224 69L223 70H221ZM236 71H237V73H236ZM250 71V72H249ZM253 71V72H252ZM178 72V73H177ZM181 72V73H180ZM194 72V73H193ZM200 72V71H199ZM226 72V71H225ZM243 72H244V74H243ZM198 73V72H197ZM221 73H224V72H221ZM190 74V75H189ZM194 74V75H193ZM205 74V75H206ZM230 74V75H229ZM232 74V75H231ZM233 74H238V75H233ZM246 74V75H245ZM170 75V74H169ZM175 75V76H174ZM178 75V76H177ZM174 76V77H173ZM179 76H181V78L179 79ZM189 76H191L190 77V79H188L189 78ZM200 76V75H199ZM202 76V79H203V76H204V74H202L201 75ZM233 76V77H232ZM193 77H195L196 79H195V81H194V78ZM238 77H240V78H238ZM184 78H186L187 79V82L186 81H184V80H186V79H184ZM192 78V79H191ZM199 78V77H198ZM227 78V79H226ZM232 78H234V79H232ZM178 79V80H177ZM214 81H213V80ZM238 81H237V80ZM244 79V80H243ZM181 80H183V82H181ZM190 80V81H189ZM233 80V81H232ZM235 80V81H234ZM250 80V81H249ZM177 81V82H176ZM194 81V82H193ZM197 81V82H196ZM202 81V80H201ZM227 81V82H226ZM240 81V82H239ZM245 81V82H244ZM247 81V82H246ZM249 81V82H248ZM176 82V83H175ZM191 82V83H190ZM222 82V83H221ZM260 82V83H259ZM226 83V84H225ZM179 84V83H178ZM181 84H183L182 86H181ZM196 86V87H198L197 89H200V90H198V91H200V92H198V91H196V88L193 86ZM239 84V85H238ZM255 85V87L257 88L256 90H255V87H254V85ZM185 85H187V84H185ZM190 85H192V87L190 86ZM227 85V86H226ZM258 85H259V87H258ZM260 85H262L261 87H260ZM201 86V87H200ZM222 86V87H221ZM225 86H226V89H227V93H226V89H225ZM172 87V86H171ZM200 87V88H199ZM245 87V88H244ZM254 87V88H253ZM172 88V89H173ZM176 88H174V89H176ZM184 88V87H183ZM234 88V89H233ZM182 89V88H181ZM186 89H184L185 90V92H186ZM191 89H190V91H191ZM213 89V90H214ZM231 89H232V91H231ZM170 90H171V88H170ZM187 90V91H188ZM222 90H225L223 93L225 94L226 93V95H223L224 97H221V99H222V101H218L219 102V104H217V105H222V103H223V107L222 106H218V109L216 108H214V106H212V104L213 105H216V103H213L217 98L219 99V93L220 92H222ZM262 90V92H260ZM232 92V94H231V92ZM171 92H173L174 93V90H172ZM170 92V93H171ZM183 92V91H182ZM243 92V93H242ZM246 92V93H245ZM259 92V93H258ZM180 93H181V91H180ZM176 93H174V95H175ZM179 94V93H178ZM184 94H186V93H184ZM221 94V93H220ZM238 94V95H237ZM245 94V95H244ZM205 95H207V97L205 96ZM234 95V96H233ZM243 95H244V97H243ZM260 95V96H259ZM177 96V95H176ZM180 96V95H179ZM186 96V95H185ZM217 98H216V97ZM219 96V97H218ZM240 96V97H239ZM248 96V99L246 98ZM259 98H258V97ZM169 97H170V95H169ZM168 97V98H169ZM175 97V96H174ZM178 97V96H177ZM213 99L214 98V100H212L211 98ZM241 97H243V98H241ZM171 98L172 99H174L175 100V98H173L172 96H171ZM170 98V101H169V106L171 107H169V109L166 107V109H168V110H166V112H169V113H171V112H174V113H178L179 111H180V109H181V116L180 117H183L182 116V112L184 113L186 110H189L188 109V107H187V109H184V111H182L183 109H182V107H183V105L181 104V103H178L177 105H178V109H179V111H178V109L176 108L175 109V106H177V105H175V102L177 103V101H172V99ZM183 98V95L181 96V99ZM208 98V99H207ZM241 98V99H240ZM249 98H250V100H249ZM177 99V98H176ZM181 99L179 100V102L181 101ZM196 99V100H195ZM220 99V100H221ZM236 99V100H235ZM196 102H195V101ZM237 100H239V101H237ZM168 101V100H167ZM207 101V102H206ZM225 101V102H224ZM231 101V102H230ZM236 101V102H235ZM241 101V102H240ZM246 101V103H244V102ZM247 101H248V104H247ZM208 102H212V104L210 105V106H212L213 107V110H212V107L210 108V106L208 105ZM217 102V101H216ZM217 102V103H218ZM250 102H251V104H250ZM263 104H262V103ZM166 103H168V102H166ZM172 103V104H171ZM173 103H174V105H173ZM196 103V104H195ZM221 103V104H220ZM232 103V104H231ZM238 103V104H237ZM242 103V105H240ZM171 104V105H170ZM226 104V105H225ZM246 106H245V105ZM194 105V106H193ZM196 105V106H195ZM203 105H207L206 107H203ZM231 105L232 106H234V107H231ZM247 105H249V106H247ZM250 105H252V106H250ZM256 105V106H255ZM173 106V107H172ZM181 106V107H180ZM184 106V107H185ZM225 106V107H224ZM238 106H242V107H238ZM245 106V107H244ZM254 106H255V110H258V111H256L255 112V110L253 111L252 109H254ZM199 107H201V108H199ZM206 108V109H204L203 110V108ZM246 107L249 109V107H250V111H251V113H250V111L249 110H247L246 109ZM252 107V108H251ZM258 107H260V108H258ZM211 109V110H209L208 111V109ZM239 108V109H238ZM243 108V110L244 111H246V113L248 112L249 113V115L252 117V119L253 120H251V117H249V115H248V113L246 114L243 110V112H244V115L242 114L243 112H239V111H241V109ZM257 108V109H256ZM173 109V111H171ZM200 109V110H199ZM230 109H232L233 111H231ZM238 109V110H237ZM177 110V111H176ZM216 110H221V112H229V113H227L229 116H235V119H236V122L234 121H232L233 119V117H227V118H230L229 120H231V123L233 122V128H232V124H229V121L228 122H226L228 119H225L223 116H222V114L223 113H221L220 111H216ZM229 110V111H228ZM235 110H237V111H235ZM262 112H261V111ZM171 111V112H170ZM213 111V112H212ZM215 111L216 112H219V113H217V114H219V115H221V117H223L226 121L225 122H223L224 123V127L227 125L228 126V124H229V129L231 128V130L232 129H234V126H235V128L236 127H238L239 128V126H241L240 128H241V130H240V128L239 129H235V130H237V132H235V133H232V131L231 130H229L231 133H229V135L227 136L226 135V132H227V130H228V127H227V130L225 129V128H223V127H221V124H222V121L224 120L223 118V120L221 119V117L219 116V115H217L216 113H215ZM203 112V113H202ZM235 112V113H234ZM169 113H167L168 115H171V114H169ZM206 113V114H205ZM224 113V114H225ZM240 113L242 114V115H240ZM255 113V114H254ZM215 114V115H214ZM223 114V115H224ZM226 114V115H227ZM237 114V115H236ZM253 114V115H252ZM258 114V115H257ZM259 114H260V116H259ZM227 115V116H228ZM238 115H240V117H238ZM247 115V116H246ZM258 117H256V116ZM257 118H255V117ZM237 117L240 119V124L242 123V125H239L238 123V121H237ZM260 117V118H259ZM168 118V117H167ZM167 118L165 119V120H167ZM194 118H192L191 120L193 121V123L196 121V118L194 119ZM248 118V119H247ZM176 121H174V120ZM221 119V120H220ZM234 119V120H235ZM246 119V120H245ZM244 120V121H243ZM260 120H262V122L260 121ZM186 120H184V123H186L185 122ZM189 121V120H188ZM188 121H187V123H188ZM246 121V122H245ZM257 121H259L258 123H257ZM165 122V121H164ZM177 122H179V123H177ZM238 122V123H237ZM228 123V124H227ZM263 123V124H262ZM159 124V123H158ZM162 124H164V123H162ZM161 123L159 124V125H162ZM195 124V123H194ZM226 124V125H225ZM238 124V125H237ZM262 124V125H261ZM181 126V127H179V126ZM188 126V127H186V126ZM246 127H245V126ZM251 127V129L250 130H248V131H246V129L245 128H250L249 126ZM194 126V127H195ZM222 126H223V124H222ZM175 127L176 128H178V129H175ZM222 129H221V128ZM242 127H245V128H242ZM185 128V129H184ZM192 128V127H191ZM214 128H216L217 130L220 128V130H219V133H221V134H218V136L220 135L221 137H223L224 138V136H225V138L226 137H230L231 136V140H229L228 141V143L229 144H231L230 146H229V148L227 147L228 146V143L227 144H225L224 142L222 143L221 141H225L223 138H220V137H218V138H220L219 139V141L220 142H218V138H217V134H216V130H214ZM160 129V130H161ZM203 129H205V130H203ZM242 129H245V131H243ZM255 130V131H253V130ZM239 130V131H238ZM252 130V131H251ZM157 131H158V129H157ZM163 131H161L162 133H163ZM241 131H243V132H241ZM160 132V133H161ZM185 132L187 133V134H185ZM189 132H190V134H189ZM218 132V131H217ZM246 132V133H245ZM252 132V133H251ZM253 132H255V133H253ZM158 132H156V134H157ZM161 133V135H164V134H162ZM155 134V133H154ZM153 134V135H154ZM169 134V135H168ZM225 134V135H224ZM228 134V133H227ZM233 134L234 135H236L237 136V138L235 139V136H233ZM260 134V135H259ZM160 135V136H161ZM188 135V136H187ZM203 135L206 137H204L203 138ZM241 135V136H240ZM259 135V136H258ZM159 136V137H160ZM165 136V135H164ZM163 136V137H164ZM186 136L188 137L187 139H188V141H190L191 140V144L189 143V142H187V145L184 143V141H183V139H186ZM191 136V137H190ZM201 136H202V139H203V141H202V139H201ZM244 136H245V138H244ZM251 136V137H250ZM159 137H158V139H156V140H159ZM163 137H161V141H163ZM243 137V138H242ZM248 137V138H247ZM255 137H259V138H256V140H255ZM155 138V137H154ZM157 138V137H156ZM170 139V140H166V139ZM212 138L214 139V140H212ZM239 138V139H238ZM241 138V139H240ZM246 138L248 139V141L246 140ZM263 139V140H261V141H259V139ZM173 139V140H172ZM186 139V140H187ZM206 139H208V140H210L211 139V141H210V143L209 142H207L208 140H206ZM217 140V142H216V140ZM223 139V140H222ZM230 139V138H229ZM245 140V144L243 143L244 142V140ZM251 139V140H250ZM154 140V139H153ZM172 140V141H171ZM175 140V141H174ZM238 140V141H237ZM255 140V141H254ZM160 140H159V142H161ZM163 141V142H164ZM194 141L196 142V145H197V149L195 148V143H194ZM205 141L207 142V143H205ZM226 141H227V139H226ZM256 141H258V142H256ZM154 142L156 143V141L154 140ZM153 142V143H154ZM158 142V141H157ZM158 142V143H159ZM176 142V143H175ZM192 142H193V145H192ZM198 142V143H197ZM212 142V143H211ZM230 142H233V143H230ZM242 142V143H241ZM248 142H249V144H248ZM251 142V143H250ZM253 142L255 143V144H253ZM154 143V144H155ZM158 143H156V144H158ZM161 144V143H160ZM183 144V145H182ZM203 144V146H201ZM217 146H216V145ZM224 144L226 145V146H224ZM242 144V145H241ZM253 144V145H252ZM260 144V145H259ZM262 144V145H261ZM191 145V146H190ZM232 145H234V146H232ZM244 145V146H243ZM245 145H247V147L245 146ZM249 145V146H248ZM185 147V150L186 151H184V147ZM195 148H193V147ZM207 146H209V148L207 147ZM253 146V147H252ZM183 147V148H182ZM187 147V148H186ZM190 147H192V148H190ZM212 147V148H211ZM216 147H221L222 149H224L223 151H222V149H221V151H220V149L219 148H216ZM231 147V148H230ZM234 147V148H233ZM243 147V148H242ZM246 147V148H245ZM250 147V148H249ZM255 147V148H254ZM156 148V149H155ZM162 148V149H161ZM205 148H206V150H207V148H208V150L209 151H207L206 152V150H205ZM249 148V149H248ZM183 149V150H182ZM189 149V150H188ZM192 149H194L193 151H195V152H193L192 151ZM204 149V150H203ZM212 149V150H211ZM213 149H216V153H215V151L213 150ZM218 149V150H217ZM234 149V150H233ZM248 149V150H247ZM145 150L146 149H144L143 150V153L142 154H144L143 156H141L142 158L144 157V156H146V158H149V157H151V154L153 155V153H148V152H151V151H148V152H146V153H148L147 155H145L146 153H145ZM154 150H156L155 152H154ZM164 150V151H165ZM175 150V151H174ZM196 150H197V152H196ZM226 150V152L228 151L229 152V154H227L226 152L224 153V151ZM230 150H231V152H230ZM237 150H238V152H237ZM252 150H253V152H252ZM255 150H256V152H255ZM262 150V151H261ZM147 151V150H146ZM188 151H190L189 152V154H188ZM211 151H213V152H211ZM218 151V152H217ZM233 151V152H232ZM243 151V152H242ZM244 151H246V152H244ZM250 151V152H249ZM166 152V151H165ZM185 152H187V153H185ZM236 152V153H235ZM241 152V153H240ZM261 152H262V154H261ZM172 153H173V155H174V153H176L175 155L176 156H172ZM220 153V154H219ZM230 153H233V155L232 154H230ZM238 153V154H237ZM243 153H245V155L243 154ZM250 154V155H247V154ZM252 153V154H251ZM255 154V158L253 157V159H252V156ZM259 153V154H258ZM150 154V156H148ZM192 154H193V156L195 157H193L192 156ZM236 154V155H235ZM240 154V155H239ZM262 156H261V155ZM153 155V156H154ZM181 155H182V158H181ZM188 155V156H187ZM211 155L213 156L212 158H211V160H208V159H210V157H211ZM235 155V156H234ZM239 155V156H238ZM257 155V156H256ZM156 156H158V154L157 155H155V158H156ZM173 157V159H171V157ZM185 156H186V158H185ZM208 156H210L209 158H206V157H208ZM216 156V157H215ZM218 156H219V158H218ZM248 157V158H246V157ZM259 156V157H258ZM167 157V158H166ZM169 157H170V160H169ZM189 159H188V158ZM193 157V158H192ZM139 158V157H138ZM137 158V159H138ZM138 159V162L140 161L141 162V160H144V158L143 159ZM184 158V159H183ZM195 159V162H196V160H197V162L198 163H201L200 164V166H199V168H198V166L197 165H195L194 164V160L193 161H191L192 159ZM214 158V159H213ZM244 158H246V160H244ZM257 158L259 159L260 158V163L262 164H259V162H258V160H257ZM150 159V161L151 162H145V163H143L142 164V166H140V167H143V168H140L139 166V168H136L135 167V169H134V167L132 168V169H134L133 171L135 172H131L132 174L134 173V175L136 176L138 173L137 172H140L141 173V171L142 170H144V168H146L147 167V169L146 170H148L149 171V168H151L150 170L152 171V173H153V171L156 169V166H158V163L156 162V160L154 159V162H152L153 160L151 159V158H149ZM163 159V160H164ZM189 161H188V160ZM205 159H207V161L205 160ZM248 159V160H247ZM250 159V160H249ZM146 160V159H145ZM144 160V161H145ZM148 160V159H147ZM161 160V161H160ZM204 160H205V162H204ZM257 161L256 162V164H257V166L254 164L255 163V161ZM143 161V162H144ZM209 161V162H208ZM238 161V162H237ZM245 161H250V162H245ZM254 161V162H253ZM139 162V163H140ZM181 162V163H180ZM185 162V163H184ZM190 162V163H189ZM192 162V163H191ZM208 162V163H207ZM241 162V163H240ZM242 162H244V163H246V164H244V163H242ZM253 164H252V163ZM151 163V164H150ZM171 163H169V164H171ZM177 163V164H176ZM188 163V165L189 166H191V167H188V165H186ZM197 163V164H198ZM208 165H207V164ZM216 163V164H215ZM138 164V163H137ZM144 164H146V165H144ZM148 164H149V166H148ZM153 164H157L156 166L155 165H153ZM178 164L180 165L181 164V166H183L182 168H181V166L180 167H178ZM249 164V165H248ZM172 165V164H171ZM212 165V166H211ZM214 165V166H213ZM241 165V166H240ZM246 165H248L250 168H253V170L251 169L250 170V168L249 167H247ZM254 166V167H252V166ZM146 166V167H145ZM178 167L179 169L181 168L182 170L180 171L178 168H174V167ZM197 166V170H193V169H195V167ZM261 166V167H260ZM188 167V168H187ZM194 167V168H193ZM209 167H211V168H209ZM245 167V168H244ZM258 167V168H257ZM152 168L154 169V170H152ZM158 168H159V166H158ZM190 168H192V170L190 169ZM220 168V169H219ZM246 168H247V171H246ZM139 169L141 170V171H139ZM170 171H169V170ZM177 169H178V171H179V173L178 174H176L177 173ZM188 169V170H187ZM190 169V170H189ZM257 169V170H256ZM138 170V171H137ZM174 170V171H173ZM188 171V174L189 173H191V175H192V177H191V180H186V178H189V176H188V174L185 172V171ZM219 170V171H218ZM239 170H240V172H241V174H240V172H239ZM244 170V171H243ZM137 171V172H136ZM150 171V172H151ZM156 171V170H155ZM154 171V172H155ZM183 171V172H182ZM246 171V172H245ZM249 171H251L250 173H249ZM167 172V173H166ZM176 172V173H175ZM180 172H182L181 174H180ZM246 174H245V173ZM258 172V173H257ZM139 173V174H140ZM156 173H157V171H156ZM183 173H185L187 176L185 177V175H183ZM205 173V174H204ZM235 173H238V175L237 174H235ZM243 173V174H242ZM254 173H256V174H254ZM131 174V175H132ZM138 174V175H139ZM158 174V173H157ZM165 174H166V176H165ZM175 174V177L177 176V177H179V176H181V175H183V176H181V178L179 177L178 178V180H176L172 175H174ZM194 174V175H193ZM258 174H259V176H258ZM133 175V176H134ZM237 175V176H236ZM240 175H242V176H240ZM244 175V176H243ZM249 175V176H248ZM257 175V176H256ZM161 176V177H160ZM193 176H195V177H193ZM248 176V177H247ZM183 177V178H182ZM246 177V178H245ZM158 178V179H159ZM192 178H194V179H192ZM248 178V179H247ZM246 179V180H245ZM170 180H172V181H174V185L176 184V182H175V180L176 181H180V183H181V181L183 182V183H181V184H179V182H178V184L182 187V188H180V187H177V186H175V187H171V186H169V185H172V181H169ZM209 180H212V184L210 183L211 181H209ZM214 180V181H213ZM242 180H244V182L242 181ZM168 181V182H167ZM191 181V182H192ZM198 181L200 182V183H198ZM162 182V183H163ZM206 182H208V183H206ZM213 182L215 183V184H213ZM157 183H159V182H157ZM170 183V184H169ZM197 183V184H196ZM199 184H201L202 186H199ZM217 184H218V186H221V187H217ZM157 185V184H156ZM167 185V186H166ZM173 186V185H172ZM190 186V187H191ZM160 187V188H159ZM168 187V188H167ZM192 187V188H193ZM216 187H217V191H216ZM170 188V191H167V189H169ZM188 188V189H187ZM219 188H220V190H219ZM154 189L152 190V191H154ZM158 189H162V191H163V193L160 191V193H159V191H158ZM195 189V188H194ZM154 191V192H155ZM172 191V192H171ZM192 191H193V189H192ZM191 191V192H192ZM210 191H208V193H207V195L209 194V192ZM221 191H222V193L223 194H221ZM170 192V193H169ZM214 192H216V193H219L220 192V194H219V196L221 195H223L222 197H221V199H218L219 198V196H218V194H216L215 193V195L216 196H218V197H216L215 195H213V193ZM169 195H168V194ZM176 193V194H175ZM152 194V193H151ZM159 194H162V198L161 199H164V200H161L162 201V203H163V205H161V203H160V196H159ZM199 194V195H200ZM205 194V196H203ZM225 194V195H224ZM167 195V196H166ZM247 195V196H246ZM169 196V197H168ZM179 196H180V194H179ZM203 196V197H202ZM225 196V197H224ZM258 196L260 197V198H258ZM156 197V198H155ZM193 197V198H192ZM154 200H153V199ZM159 198V199H158ZM167 198V199H166ZM203 198H205V199H203ZM217 198V199H216ZM223 198H225L224 200H223ZM151 199L153 200V201H151ZM156 199H158L157 200V202H156ZM179 198H177V200H178ZM258 199H260V202H258L259 200ZM166 200H171V201H173V202H168V201H166ZM183 200V199H182ZM204 201V202H201V201ZM224 201V203H223V201ZM256 200H257V202H256ZM155 201V202H154ZM158 201H159V203H158ZM164 201V202H163ZM180 201V200H179ZM211 201V202H210ZM217 201V202H216ZM219 201V202H218ZM220 201H221V203H220ZM226 201H228V202H226ZM263 202V203H262ZM165 203V204H164ZM170 203V204H169ZM206 203V204H205ZM209 203V204H208ZM218 203H220V205L218 206ZM169 204V205H168ZM178 204V205H177ZM181 204H182V202H181ZM204 204V205H203ZM217 204V205H216ZM229 204V205H228ZM259 204H261V205H259ZM167 205V206H166ZM210 207H209V206ZM164 206H166V207H164ZM175 205H173V207H174ZM190 206L192 207V208H190ZM207 206V207H206ZM223 206V207H222ZM227 206H228V208H227ZM220 207H222V208H220ZM180 208V209H179ZM208 208V209H207ZM223 208H226L225 210H223ZM155 209H153V210H155ZM197 209V210H196ZM222 209V210H221ZM183 212H185V213H183ZM186 212H187V214L189 215H186ZM195 212H197V213H195ZM226 212L229 214H227L226 215ZM153 213V211L151 212V213H149V214H152ZM193 215H195L194 217L196 218H194L193 217ZM251 215V216H250ZM108 216H111V214H109ZM107 216V217H108ZM185 216V217H184ZM197 216V217H196ZM210 216V217H209ZM227 216V217H226ZM231 216V217H230ZM105 217V216H104ZM103 217V218H104ZM107 217H105V219H107ZM179 217L181 218V219H179ZM183 217V218H182ZM190 217V218H189ZM193 217V218H192ZM163 218V217H162ZM165 218V217H164ZM251 218V219H250ZM147 219V220H146ZM182 219H183V221H182ZM194 219V220H193ZM203 219H205V220H203ZM146 220V221H145ZM173 220V219H172ZM189 220V221H188ZM197 220V221H196ZM213 222H212V221ZM163 221H164V219H163ZM171 221V220H170ZM206 221H208V222H206ZM253 221V222H252ZM104 222V221H103ZM103 222H102V224H103ZM172 222V221H171ZM189 222H190V224H189ZM209 222H211V223H209ZM250 222V223H249ZM256 223V227H255V225L253 224V223ZM143 222L141 221V225L139 224L138 226H141V227H143V225H145L144 223L142 224ZM236 223H237V225H236ZM146 224H148V223H146ZM157 226H156V225ZM186 224H188V225H186ZM193 224H195L194 226H193ZM104 225V224H103ZM167 225H166V227H167ZM191 225H192V227H191ZM205 225H206V227H205ZM209 225V226H208ZM254 225V226H253ZM137 226V229L139 228V230H138V232H140V229H142V228H140V227H138ZM159 226V227H160ZM173 226V227H174ZM214 226H215V228H214ZM165 227V228H166ZM172 227V226H171ZM198 227V228H197ZM200 227V228H199ZM211 227H213V228H211ZM221 227V228H220ZM227 227V228H226ZM252 227H254V228H252ZM257 227H259V228H257ZM150 228V229H149ZM153 228V229H154ZM211 228V229H210ZM237 228V229H236ZM144 229V228H143ZM161 229H162V232H160L161 231ZM173 229H171V231L173 232ZM180 229V230H179ZM253 229H255V230H253ZM179 230V231H178ZM182 230H184V231H182ZM197 230V231H196ZM203 232H202V231ZM209 230V231H208ZM241 230V231H240ZM261 230V231H260ZM143 231V230H142ZM141 231V232H142ZM154 231V232H153ZM170 231V232H171ZM178 232V237L180 238H183V242L182 241H177L174 237H176L177 236V232ZM182 233H181V232ZM188 231V232H187ZM208 231V232H207ZM236 231V233L234 234V232ZM263 231V232H262ZM137 232V233H138ZM169 232V233H170ZM179 232H180V234H179ZM202 232V233H201ZM212 232V233H211ZM221 232V233H220ZM240 232H242L243 233V236H242V234L240 233ZM245 232V233H244ZM133 233H134V231H133ZM136 233V237L137 238H140V237H138L139 236V234H137ZM184 233V234H183ZM203 234L204 233V235H202V238H201V235H199V234ZM231 233V234H230ZM248 234V236L246 235H244V234ZM162 234H164V235H162ZM181 234H183V235H181ZM186 234V235H185ZM188 234V235H187ZM205 234H206V236H205ZM237 234V235H236ZM157 235V238L158 237H160L159 239H161V240H159V239H157V238H154L155 236ZM176 235V236H175ZM181 235V236H180ZM191 236V238H190V240L192 239V241H190L189 240V238L188 237H190ZM196 235H198V237L196 236ZM210 235V236H209ZM220 235V236H219ZM225 235H227L226 237H225ZM233 235V236H232ZM151 236H153V238H152V240H153V244L155 243L154 242V240L156 239V242H157V240H158V248L155 246V245H153V244H151ZM195 236V237H194ZM209 236V237H208ZM212 236V237H211ZM167 237V238H168ZM177 237V239L179 240V238ZM187 238L185 241H184V238ZM193 237V238H192ZM206 237V238H205ZM229 237V238H228ZM243 237V238H242ZM172 238H173V240L175 241V242H179L180 243V245H181V247H180V249H178L177 247H179L180 245H178L177 244V247H175V246H173V240H172ZM198 238V239H197ZM241 238L242 239H244L245 240V243H243L244 242V240H241ZM246 238V239H245ZM204 241H203V240ZM207 239V240H206ZM209 239H212V240H209ZM219 239V240H218ZM231 239V240H230ZM249 241H248V240ZM167 240V241H166ZM182 240V239H181ZM241 240V241H240ZM137 241V242H136ZM150 241V242H149ZM160 241H162V243H159ZM171 241H172V244H169V243H171ZM208 241V242H207ZM139 242V243H138ZM149 242V243H148ZM167 242V244L169 245H167V244H164V243H166ZM169 242V243H168ZM174 242V245H176V243ZM191 242V243H190ZM237 242V243H236ZM247 242V243H246ZM263 242V243H262ZM149 245H151V247L153 246L154 248H157L158 250H159V248H161L162 249V252H163V250H164V252L166 251V249L167 248H169V249H171V251L170 250H168L167 249V251L166 252H168V253H162V252H160V251H158L157 252V250L156 251H154V249H150L149 247H148V244ZM187 243H189V244H187ZM211 243V244H210ZM218 243V244H217ZM227 243V244H226ZM242 243H243V245L244 244H246L245 246H243L242 245ZM139 244H141V245H139ZM155 244H157V243H155ZM192 244V248H191V246H189V245H191ZM211 246H213V247H211ZM230 244V245H229ZM238 244H239V246H238ZM241 244V245H240ZM147 246V248H146V246ZM165 245V247L166 246H168V247H166V249H163V246ZM184 245V246H183ZM121 246V245H120ZM120 246H118V248L120 247ZM142 246V247H141ZM161 246V247H160ZM241 246V247H240ZM260 246V247H259ZM152 247V248H153ZM117 248V249H118ZM239 248H240V251H239ZM259 248V249H258ZM172 249H174V250H172ZM237 249V253H235L236 250ZM260 249H262L261 251L262 252H260ZM128 250V251H127ZM139 250V251H138ZM179 250H180V252H179ZM189 250V251H188ZM195 250V251H194ZM212 250V251H211ZM228 250H230V251H228ZM253 250V251H252ZM118 251H120L119 249H118ZM175 251L177 252V254L175 253ZM184 251V252H183ZM191 251V252H190ZM198 251V252H197ZM242 251V252H241ZM157 252V253H156ZM160 252V253H159ZM186 252H188V253H190V254H188L187 256L185 255L186 254ZM198 253L197 255H195V254H193V253ZM244 252V253H243ZM254 252V253H253ZM257 252V254H255ZM258 252H260L259 254H258ZM160 254V256H161V259H157V258H160L159 257V255H157V257L155 258V256H156V254ZM180 253H182V254H180ZM206 253V254H205ZM232 253V254H231ZM127 254V255H126ZM155 254V256L153 257V255ZM176 254V255H175ZM178 254H180L182 257H183V260H184V263H183V260L180 258V256L178 255ZM195 255V256H193V255ZM201 256H200V255ZM220 254V255H219ZM224 254V255H223ZM238 254V255H237ZM253 255V256H251V255ZM261 254H263V255H261ZM121 255H120V257H121ZM163 255V256H162ZM195 258L194 260H190L191 258L190 257H192V256ZM236 255H237V257H236ZM259 256V255H261L259 258V260H256L255 261V258H254V256L256 257V256ZM133 256V257H132ZM138 256H139V258H138ZM147 256H148V258H147ZM168 256V255H167ZM178 258H177V257ZM184 256L188 259H185L184 258ZM188 256H190L189 258H188ZM172 257H175V258H177V259H174V258H172ZM192 257V258H193ZM198 257V258H197ZM227 257V258H226ZM261 257H262V259H261ZM153 258H155V259H153ZM208 258V259H207ZM214 258V259H213ZM226 258V259H225ZM229 258V259H228ZM133 259L135 262H130L131 260ZM146 259V260H145ZM147 259H149L148 261H147ZM172 259H173V261H172ZM180 259L182 260V261H180ZM210 259V260H209ZM244 259V260H243ZM246 259V260H245ZM252 259L254 260V261H252ZM127 260H129V262L127 261ZM142 260H143V262H142ZM145 260V261H144ZM187 262H186V261ZM190 260V261H189ZM220 260V261H219ZM226 260V261H225ZM262 260H263V262H262ZM172 261V262H171ZM176 261V262H175ZM177 261H179V262H177ZM189 261V262H188ZM196 261V262H195ZM216 261V262H215ZM225 261V262H224ZM252 261V262H251ZM258 261H260V262H258ZM140 262V263H139ZM146 262V263H145ZM211 262V263H210ZM215 262V263H214ZM222 262V263H221ZM235 262V263H234ZM245 262V263H244ZM165 264V263H164ZM264 264V263H263Z\"/></svg>",
  "mask_w": 264,
  "mask_h": 264
}]
</instances>
